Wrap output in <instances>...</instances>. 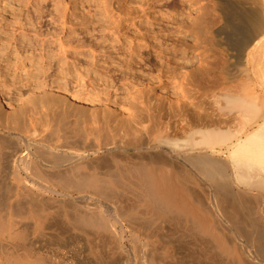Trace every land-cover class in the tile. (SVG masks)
Instances as JSON below:
<instances>
[{
  "label": "bare ground",
  "instance_id": "obj_1",
  "mask_svg": "<svg viewBox=\"0 0 264 264\" xmlns=\"http://www.w3.org/2000/svg\"><path fill=\"white\" fill-rule=\"evenodd\" d=\"M24 2L31 6V9L27 10L24 16L21 14L24 10L21 13L14 11L17 14H13L9 18L4 13L8 3H4L2 6L3 10L0 12V39L2 38L1 34H4L5 38L3 37V39L5 40L0 44V54L1 57H4L3 60H7L5 50L11 49L7 48L14 45V43L16 45L12 48L14 47L13 51L17 52L16 57L14 56L16 60L20 57L24 60L25 56L22 57L24 54L22 52L28 47L31 48H29L30 50L34 47H40V51H43L40 56L39 53L37 54L38 61H35L34 58L36 64L44 62L45 59L47 60L45 63L48 62L47 65L50 66L52 63L49 65V62L53 60L54 63L56 60L59 67H63L66 65V58L70 55V50L74 53L71 52L74 59L77 57L75 59L77 60L78 48L85 46V44L81 43L82 46H76L80 43L78 42L73 45V39H70L69 36H66L67 39H63V36H59L60 31L58 29L63 31L68 27L69 32L73 33L76 29L74 26L80 24L84 26L88 22L96 21L90 3L87 5L86 15H81L82 19L74 11L69 12L70 15L68 14L67 19V10L69 9L64 0H51L50 8L47 7L46 0H24ZM196 2L200 6L194 8L197 16L190 26L195 25L198 37L203 36V39L211 41L215 47L211 50V54L205 58V61L200 60L198 65H193L194 67L185 73V77L191 84H194V88L200 83L208 82L205 83V92L204 86H201V89L203 88L202 93H206V96L203 94L204 107L207 105L203 109L204 112L197 110L201 109L202 111L203 99H200L201 102L197 100L196 103H190L187 97L190 98L192 95L189 97L185 94L188 91H183L184 88L181 85L179 88L182 90L180 97H168L169 102L167 100L166 105L162 99L158 98L156 93H153L154 95L149 96L146 102L141 101L144 106L141 105L139 109L129 111L128 115L132 117L133 124L132 126L130 124L128 128H134L135 131L132 139L127 135V127L122 126L120 129V121L116 118L113 119L110 125L114 134L99 141L88 135L78 134L76 129L72 130V134L60 133V129H58L56 136L51 138L38 136L36 130H33L30 135H18L17 144L11 142L12 135L5 133L4 136L7 137L2 136L4 139L0 140V174L9 176L10 173H13V175L22 176L24 173L30 179V181L28 180L29 184L31 183L33 187L36 185L39 187L37 190L45 187L46 191L55 192V187L64 178L71 181L77 188H91L92 191L95 189L96 193L102 196L103 199L110 197L109 200H112V204L102 202V205L99 204L97 207L92 205L90 207L91 202L89 201L87 202L90 203L87 204V209L79 210L78 208V210L69 211L72 217L70 216L71 218L67 220V226L70 228H65L63 204H61L59 197V199L52 198V204H49L46 201L47 199L41 195L42 193L40 194L28 184V187L30 186L32 189L29 187L31 191L25 192V198L22 201L17 199L18 202L13 204L12 201L5 202L1 198L0 264H124L125 262L130 264L131 259L135 262L132 264H181L182 262L178 263V261L188 260L189 257H186L187 254L185 256L181 255L180 253L183 251L180 252V250H178L180 255H177L176 251H173L175 255L167 253L159 255L147 253V250L143 249L144 252L139 255L135 254L131 258L130 256H123L121 252L122 255L119 252L115 253L113 249L111 253L110 251L107 252L109 249H104L111 235L109 234L106 242V233L109 230L111 231L113 226L110 223L112 216L123 215L129 228L134 231L132 232L133 237L142 234L148 238L157 233L158 230L160 231L161 228L169 231L166 222L169 219L171 220V218H168L171 214L169 213L168 216L167 211H165L160 215L164 208L166 210L175 208L176 211H174L175 209L171 210L173 215L174 212L179 214L182 211L185 215L187 214V219L192 217L191 220H193L195 218L193 221L189 219L186 226H180L192 230L194 233L195 231L196 233L197 231L202 232V234L204 232V241L202 239L204 244L197 245L198 248L204 246V248L202 247L204 252L197 250L199 255L201 252L204 253V255H200L204 257V264H264V0H196ZM192 9L189 5L186 9L188 12L185 14L192 15ZM102 14H104L103 11ZM44 17L49 19L45 20ZM69 17H73L75 22L74 20L71 21ZM104 19L107 20V18ZM44 20L49 21L53 26L44 27L47 23L44 24ZM104 23L109 24V22ZM87 24L85 27H87ZM112 32L116 36L117 31L113 30ZM71 33L67 35H71ZM117 37L115 40L119 41V35ZM11 42L14 43L11 44ZM6 43H9L10 46H8L9 44L6 46ZM3 45L6 48H4V52H2ZM113 46L111 45V47ZM143 46L141 43H137L134 51L137 56H140L138 51ZM89 47L92 53L95 52L93 47L91 48L90 45ZM30 50L29 53L32 52ZM33 56L35 55L33 54ZM88 57H90V52ZM94 57L96 56L94 55ZM90 59L89 61L86 60L87 63L90 62ZM61 60L66 61L62 63ZM56 63L53 65H56ZM61 63L62 65H60ZM39 66L36 69L40 68ZM47 68L45 69L47 70ZM66 68H69V66ZM66 68L64 67V69ZM57 71L59 74H63L64 77L66 76V71L64 73L62 70ZM87 72L84 71V73ZM30 73V70L26 71L27 76ZM68 75L71 74L68 72ZM75 77L82 79V72H77ZM58 88L66 90L65 87L61 86V83L58 84ZM72 96L75 97L74 94ZM81 99L83 98L81 97ZM88 99L86 97L83 100ZM57 100L56 97L42 95L32 103L46 104L53 111L52 117L55 116L54 113L62 117L68 109L60 103L62 99L59 100L60 102H57ZM22 105L19 107L21 108L20 111L16 110L14 111L16 113L13 116L11 115L13 119L16 117L19 120V116L24 114L26 108ZM92 120L93 123L97 122L95 117ZM149 122L152 123V126L146 125ZM121 130L124 131L118 133ZM21 131L26 133L25 129H21ZM21 147H25L27 153H22L24 149L22 150ZM11 148L12 150L9 153L8 151L4 152L5 149ZM194 176L204 178L206 206L204 203L202 206L199 201L201 199L198 200L197 197H193L195 193H192L194 190L190 188V183L196 179ZM192 178L194 179L192 180ZM68 183L70 184V182ZM72 184L71 187H73ZM6 186L8 185L6 184ZM8 187L11 188V186ZM2 188L0 187V193ZM7 188L6 194H9L11 191L8 193L9 188ZM121 190L130 192L133 190L132 192L135 191L134 194L137 191L139 196L142 194L139 197L140 201L143 199L150 204L158 205L161 203V206L164 205L162 210L159 209V215L156 214V216L163 217L165 213V220H162L165 221V224H158L152 220L157 219L154 216L157 209L153 205V208H155L152 209L156 211L152 215V219L151 215L148 216L150 219L146 216L148 212L145 215L147 218L139 219V213H137V215H134V219L132 215L135 208L134 203L132 208L131 203L128 201L131 206L128 207V202L121 198L124 202H127L125 205L128 206L123 208L121 205L122 208L119 207L117 200H120ZM113 191L115 193L119 192L118 195L120 196ZM96 193L94 191V194ZM117 196L118 199L116 200ZM196 196H198V193ZM7 198L5 197V199ZM114 198L116 201L113 200ZM48 201L50 202L49 198ZM46 202L51 206L48 204L46 206ZM192 204H194V209L196 206V209L199 210L197 213L199 212L198 219L200 218V220H196L197 216H192L196 215ZM146 207H150V205L148 204ZM149 209L145 210L151 211ZM153 211L150 214H153ZM69 212L67 209V214ZM182 212V217L177 215L175 218L178 216L181 219L184 218ZM201 214L204 215V220L199 217ZM166 218H168L167 221ZM31 221L34 222V226H32ZM182 222L173 221V224L177 227L176 223ZM174 225H172L170 233L175 229ZM67 228L69 229L67 233L70 232V234L75 232V234H79L78 232L81 231H83V234L88 233L90 228L89 231H94L96 235L102 238V244L98 243L99 246H97L95 243L94 245L92 235L95 234L87 235L86 233L87 236L84 237L85 239L83 238L82 244L75 238L81 246L83 245L81 248H84L83 251L80 250L82 252L78 255H67L61 252L59 248H52L54 244L58 245V236L64 234V230ZM182 229H180V232H182ZM113 231L116 233L117 229L114 228ZM185 231L187 230H184V234L181 233V236L186 235L187 232ZM190 233L188 231L187 235H189L187 237L193 235V233ZM70 234H67L68 237ZM83 234L81 235L83 236ZM41 235H48V237H40ZM195 235L197 236V234H194V237ZM89 236L91 237L90 240ZM199 236L197 237L200 238ZM37 237L40 238L37 239ZM78 237L79 240H82L80 236ZM99 237H97L98 240ZM197 237L191 239H194L195 242ZM69 240L72 239L69 238ZM199 240L201 243V238L198 239V242ZM162 241L166 240L163 238ZM173 241L172 239V244H174ZM58 242H60V239ZM113 245L115 244L113 243ZM182 245L180 244L181 247ZM58 246H61V244ZM95 246L97 247L94 249ZM176 247L180 249L179 246ZM177 248L171 250H177ZM189 253L192 255L191 251ZM195 256H198V254H195ZM196 258H191V260L195 261ZM188 262L190 263V258Z\"/></svg>",
  "mask_w": 264,
  "mask_h": 264
},
{
  "label": "rangeland",
  "instance_id": "obj_2",
  "mask_svg": "<svg viewBox=\"0 0 264 264\" xmlns=\"http://www.w3.org/2000/svg\"><path fill=\"white\" fill-rule=\"evenodd\" d=\"M8 1L9 0H0V12H2V10H3L2 6L4 5V3H8L6 11L5 12L3 11V12L9 18H11L13 16V14L21 13L23 10L24 11L21 14L24 16L27 13V10L31 9L30 4L27 5L24 2V0H20V1L19 0H10L9 2ZM104 1L105 0H64V3L68 4V9H69V10H67V16H66L67 19H68V16L70 15L69 12H73V11L78 14V17H81V15H86L87 5L90 3V5L94 11V14L96 16V17H94V18H96V21H93L92 23L88 22V24L86 23L88 28L85 27L86 24H84V26H82V24H80L79 26L78 25L74 26V27H76V29L73 33H71V31L69 32L68 27L66 29H64L63 31H62V29H58L60 31L59 36H61V37L63 36L62 37L63 39H65L66 36H69L70 39L71 38L73 39V41H72V43H74L73 45H76L78 42H80V43L77 44L76 46H82L83 44H81V43L85 44V46L78 48L79 53L77 54L78 55L77 60H75L77 58L76 57L77 55L75 56L76 58L74 59V57H73L74 53L72 52V50L69 51L70 53L68 52L70 55L73 53L71 56L69 54H68L69 56L66 54L68 57L66 58L67 61L63 60V61H66V63L64 62L66 65L63 67L62 66L59 67V64H57L58 61H56L55 59H54L55 60L54 63L57 62L56 63L57 66L53 65L54 64L52 62L53 60L51 62H49V65L51 63H52V65L48 66L47 65L48 62L45 63V61H47V60L44 59V62H42L43 64L40 62L44 67L43 68L45 70V72H44V70L42 69V65L40 63L36 64L37 62H35V61L39 60V59H37L38 55L40 56L41 55L40 53L43 52V51H40L41 50L40 47L36 46L37 48L34 47L33 48L34 50L33 49L30 50L31 48L28 47V49L26 48L27 52H26V50L23 51L21 49V52L23 51L22 53L26 54V55H24V54L22 55L20 52L22 57L25 56L24 57L25 61H24L23 58L21 59V57L18 60H16V58H14V56L17 55L16 54L17 52L13 51L14 47L12 48V46L16 45L14 43L15 41L13 40L14 42H11V44L14 43V45H11V46L9 43H6V46H7V44H9L8 46H10L7 49H9V48H11V49H9L10 51L5 50V55L7 54V56H6L7 60L6 59H4V60H6V61L3 60L4 57H1V54H0V113H1V116H0V140L4 139L2 136H4L5 133L13 136V137L11 136V140H12L11 142L14 144V143H16V141H18V139H17L18 135H20V136L30 135L31 132H33V130H36V134H38V136H46V137L51 138V137L56 136L58 129H60V133L65 132L68 134H72V130L76 129L78 134H80L82 136L88 135L89 137L99 141L100 139L103 140L104 137H106V136H111L112 134H114V132L111 131L110 125L113 122V119H115V118L118 121H120V124H119V125H121V126H119L120 129L122 126L127 127V131H128L127 135L130 139H132L135 131H134V128H132V129L128 128L130 126V124H131V126L133 124L132 117L128 115L129 111L139 109L142 105L141 101L146 102L147 99L149 98V96H153L156 93L158 95V98L160 100L162 99V101L166 105L169 102L168 97H170V96L173 98H174V96L180 97V95L182 94V92H181L182 90H180L179 88L182 85V88H184L183 91H185V92H186V90L188 91V92H186V93L184 92V93L187 94L189 97L192 95L191 97L193 100L191 99V97L188 98L187 95H185L187 97V99L190 101V103L191 102L196 103L197 100L199 102H201L200 101L201 98L203 99V100L201 99L202 103L204 102L203 97L206 94V93L204 94V92L206 91L205 85L208 82L203 80L205 82L202 81L203 83H200L199 85L195 86L197 88L196 89V88H194V84H191V82H189L188 79L185 77V73H187L190 68L198 65L200 60L205 61V58L211 54V50L213 49V47H215L211 43V41L203 39V36L198 37L195 25L190 26V24L192 22H194L195 17L197 16V12L195 11L194 8H198L200 6L196 2V0H183V1H181V0H140V1L139 0H133V1L132 0H106L105 2ZM50 2H51V0H46V2H45V3H47L48 8L51 7V5H49ZM174 3H175V5H174ZM189 5H191V9L193 8L192 9V15H186L185 14L188 12V10H186V9ZM127 7H129V8H127ZM106 8H108V9H106ZM109 10H110V12H109ZM127 10L130 12L132 11V12L130 13ZM14 11H16L17 13L16 12L14 13ZM102 11L104 12V14H102ZM126 13H129V14H126ZM97 15L99 16V18ZM102 15H104V16H102ZM115 15H116V17H114ZM47 17H44V19L48 20L49 18L46 19ZM103 17L107 18V20H105ZM69 18L71 19V21L74 20L73 17H72L73 19L71 17H69ZM97 18L100 20H98ZM108 18H110V19L108 20ZM81 19H82V17H81ZM102 20L104 22H109V24L104 23ZM97 21H99V22H97ZM74 22H75V20H74ZM102 22H103V24H102ZM180 23H182V24L179 25ZM44 24L46 25L44 27H52L53 26L49 23V21H45ZM44 27H43V29H44ZM102 28H104V29H102ZM110 29L112 31L113 30L117 31L118 34L116 33V36H115L114 34H112L113 32ZM87 31H89V32H87ZM68 33H71V35H67ZM1 35H2V38L0 39V44L3 43L5 40V39H3V37L5 38V35L4 34H1ZM117 35H119V38H120L119 41L115 40L118 38ZM102 37H104L106 39V41ZM143 37H144V39H143ZM111 39L114 42H112ZM147 42H149V43H147ZM137 43H141L142 45H144L140 50L138 49L140 52L137 50L140 56H137L134 53L136 46H137ZM89 45L91 46V48L93 47L95 52L92 53L90 51ZM111 45L112 46L115 45V46L111 47ZM4 46L5 45L2 46L3 47L2 52H4L3 51L5 48ZM129 47L130 48L132 47V48L130 49ZM29 50L32 52L29 53ZM85 50H86V52H85ZM80 52H81V54H80ZM89 52H90V57H88ZM33 54L35 56H33ZM91 54H93L92 57H91ZM94 55L96 57H94ZM27 57L28 58L32 57L33 60L30 58L28 59ZM34 58H35V61H34ZM90 58H92V59H90ZM89 59H90L91 63L90 62L87 63V61H89ZM31 60H32L33 64L31 62ZM63 61L61 60L62 63H63ZM67 62H68V65H67ZM74 62L76 64L77 63L78 64L76 65ZM62 63L60 65H62ZM39 64H40V66H39ZM203 64H204V62H203ZM37 65L40 68L36 69V67H38ZM67 66H69V68H66ZM64 67L66 69H64ZM45 68H47V70ZM58 68H60V69H58ZM75 68L78 70H76ZM29 70L31 71V73L29 76H27L26 71H29ZM57 70H62L63 73L66 71L67 72L66 76L64 77V75L61 73H60L61 74L60 75ZM83 70L84 71L86 70L88 72L84 73ZM41 71H42V73H41ZM79 71L82 72V75H83L82 79L81 78L77 79L75 77L76 73ZM68 72L73 77L71 75L69 76ZM8 74L9 75L11 74V75L9 76ZM59 83H61V86L65 87L66 90H60L58 88ZM201 86H204V92L203 93H202L203 88L201 89ZM198 88H200V89L198 90ZM195 89H196V91H194ZM197 90L199 91V93ZM72 94H74L75 97H73ZM200 94H202V95L204 94V95L202 96ZM42 95H47L48 97H50V96L56 97L58 99L57 102H60L59 100L62 99V101L60 103L62 104V106L67 107V109H68L66 111L67 113L64 116L61 115L62 117H59L60 116L59 114L54 113L55 116L52 117L53 111H51V108H48L46 106V104L41 105L40 103H32V101L34 102V100L37 97H40ZM196 95H197V97H196ZM77 96H79L80 98H78ZM81 97L83 99H86V97H88L89 99L83 100V99H81ZM194 97H196V98L194 99ZM90 100H92V101H90ZM167 100H168V102H167ZM22 103H23V105H22ZM21 105L26 108L24 114L19 116L20 117L19 120L16 119V117L13 119L12 116L16 113V112L14 113V111H16V110L20 111L21 108H19V107H21ZM142 106H144V105H142ZM205 107H207V105H205ZM205 107H204V103H203L202 111H201V109H197V110L200 112H204L203 109ZM209 109L211 110V108H209ZM93 117H95L97 119L96 123H93V120H92ZM74 121H75V123H74ZM146 125L152 126V123L149 122ZM21 129H25L26 133L22 132ZM123 131L124 130H121L118 133H121ZM21 148H22V150L24 149L22 151V153H27L25 147H21ZM11 150H12V148L11 149H5L4 152L8 151V153H9ZM100 154L102 155V153H100ZM195 177H196V179H194ZM25 178L27 179V181ZM194 178H192V180L193 179L194 180H193V182L190 183V185H191L190 188H192L194 190V191L192 190L193 191L192 193H195V194H193L194 195L193 197H197L198 200L199 199H201L202 201L204 200L203 202L201 200H199L203 206V203H204V205L206 204V202H205L206 199H205V194H204V192L206 190V186H205L206 184H205L204 178H200L198 176H194ZM28 180L30 181V179H28V177H26L24 173L22 174V176H17L16 174L13 175V173L12 174L10 173L9 176L8 175L4 176V175L0 174V183H1L0 187L2 188V186H3V188L1 189V193L3 195H0V196H2V197H0V199L3 198L2 199L3 201L4 200H5V202H8V201L11 202L12 201V203L15 204L16 202H18L17 199L18 200L20 199V201H22L25 198V194H26L25 192L29 191L32 188H34V190L40 192V194L42 193L41 195H43L44 198L47 199L46 201L49 204H52L51 203L53 201L52 198H54V197L58 198L59 197L61 199L60 200L61 204H63L62 205L63 210L66 211V213H64V211H63V214H64L63 221L65 224V228L68 227L67 226V220L72 217L70 215L71 214L70 212H72L71 210H75V209L78 210V208H79V210L80 209L83 210L84 208L87 209L88 205L90 204V203H87L89 201L91 202V205H89L90 207L92 205H94V207L95 206L97 207V205H99V204L102 205V202L112 204L111 203L112 200L111 201L109 200L110 197L105 198V199H108V200H105V199H103L102 196H100L98 193H96L95 189H93V191H92L91 188H89V189L85 188V187H84V189L77 188L76 186H74L71 183V181L65 180L64 178L61 179L62 181L59 180L60 185H59V183L57 186L55 185L56 186L55 187L56 192L55 191H49V190L46 191L45 187H42L43 189L40 188V190H37L39 187L37 185L33 187V185L31 183L29 184ZM195 180L197 181L198 184L196 183ZM63 181L67 185H65L63 183ZM194 181H195V183H194ZM25 182H26V184H25ZM61 182H62V184H61ZM68 182H70V184ZM4 183H6L8 186H11V188L6 186V184H4ZM28 184L32 188L29 186L30 187V189H29ZM71 184L73 185V187H71ZM4 185H5V187H4ZM204 186H205V190H204ZM7 187L9 188L8 193L11 191L9 193L10 195L6 194V191H7L6 188ZM4 188H5V190H3ZM119 190H117V191H119ZM94 191L97 195L94 194ZM132 191L130 192L128 190H123V191L121 190L120 191L122 194L121 196L118 195V194H120L119 192L115 193L113 191L116 195L120 196L119 198L121 201L117 200L118 196L116 198L117 202H119V207H121V208H122V206H123V208H124V206L127 207L129 205V202L131 203V206H132V204L134 203L135 208L133 209V213H132L133 216L137 215V213H139L138 214L139 219L140 218L142 219L143 217H146V216L148 217L150 215H151L150 217L152 219V215H154V213L156 211V210L153 211V209L155 208V207L153 208V206H156V209H157L156 212L157 213H155L154 216L157 219L156 220L152 219V220L156 221L158 224H165L164 223L165 221L164 222L162 221V220H165L164 219L166 217V215L164 217L165 213L163 214V217L162 216L161 217L156 216V214L159 213L158 212L159 209L161 208V210H162L164 208V205L161 206V203H159L160 205L157 203L159 206H161V207H159L158 205L150 204L147 200H145L146 202L143 199H142V201H140L141 199L139 197L142 194L139 196L137 194L138 193L137 191L135 194H134L135 191L134 192H132ZM197 193H198V196H196ZM133 195H135V196H133ZM8 196H10V197H8ZM88 196H90L91 198ZM5 197L6 198L8 197L9 199L7 198L8 199L7 200V199H5ZM47 197L49 198L50 202L48 201ZM143 197H141V198H143ZM63 198H64V200H63ZM88 198H90V199H88ZM121 198L124 201H127V202L129 201L127 206L125 205L127 202H124ZM13 199H15V200L13 201ZM111 199H112V197H111ZM113 200L116 201L115 198ZM133 200H135V201H133ZM47 202H46V206L49 205ZM121 202H122V204H120ZM135 203L136 204L138 203V204L136 205ZM142 204H144V205H142ZM148 204L150 205V207H146V206H148ZM134 205L132 206V208L134 207ZM192 205H193V210H195V212H196V215L194 214L192 216H194V217L197 216L196 220H200V218L198 219L199 212L197 213V211H199V210L196 209V206L194 209V204H192ZM49 206H51V205H49ZM74 206H76V207H74ZM131 206L129 205L128 207H131ZM80 207H82V208H80ZM147 208L148 209L150 208L149 210H151V211L145 210ZM67 209H68V212L70 211L69 214H67ZM138 209H139V211H138ZM172 209L174 210L175 208H171V210ZM179 209H180V207H179ZM169 210L170 209L166 210L164 208V211L162 210V212H160V215H161V213L167 211L168 213L166 212V214L168 216H169V213L171 214L170 216H174V217H170V216L168 217L167 216L168 218H171V220H172V218L177 219V220L173 219L172 221L169 219L167 221L168 218H166V221H167L166 225H167V227H169V231H167L168 229L163 230L160 227L161 228L160 231L158 230L157 233L152 234L148 238L144 237L142 234H140L138 237H133L132 232H134V231H132L129 228L128 222L124 219V216L123 215L112 216L110 223L113 226H112L111 231L109 230L110 232L108 231L106 233L107 234L106 242L108 240L109 234H111L112 236L111 235L109 236L110 239L108 240V242L106 244V248H104V249L105 250L109 249L107 252L110 251V253L113 249L115 251V253L121 252L123 254V256H130L131 258H132V256H135V254L139 255L142 252H144L143 249L145 251L147 250L146 251L147 253H153V254H159V255L164 254V253L172 255V254H174L175 251H176L175 253H177V255H178L179 254L178 250H180V252L183 251L182 253H180L181 255H184V256L186 254L188 255V256L186 255V257L190 258L191 264H192V262H193V264H204V260H203L204 257L200 256L202 254L204 255V253H203L204 252L203 251L204 246L203 245L201 247L199 246L200 248L197 247V245H201L202 243L204 244V242H203L204 241V232H203V234H202V232H198V231H197V233H196V231L194 233V231H192V230L190 231L187 228L183 227L184 225L185 226L187 225V221L189 219L191 220L192 217L189 215V217H191V218L187 219L188 218L187 214L185 215L182 211H180V213H179L178 209H177V212L179 214H175L176 212H174V215H173L172 211L171 210L169 211ZM152 211H153V214H150ZM174 211H176V209ZM146 212H148V214ZM181 212L184 215L183 216L184 218H182V219H181V217H182ZM68 215H69V217H67ZM140 215H141V217H140ZM177 215H179L181 217L178 216L175 218V216H177ZM185 216H187V217H185ZM203 216L204 215H202V214L199 215V217H202V219L204 218ZM133 218L135 219V216ZM136 218H137V216H136ZM178 219H181L182 221L184 219V221L182 222L181 220H178ZM193 220H195V218ZM193 220H191V221H193ZM33 221H31L32 226H34ZM169 221H171V222H169ZM173 221L183 223V224L182 223H178V224L176 223V225H178V226L183 225L182 227L180 226L181 228H183L181 230L182 232H180V229H181L180 227H178V226L175 227V225L173 224ZM172 225H174L175 229L180 228V229H178L179 231L177 229L176 230L174 229L175 231H177V233H175L174 230L172 233H170V231H172ZM68 228H70V227H68ZM68 228L64 230V234L61 233L62 235H59L63 240L59 236H58V238L56 236V238L58 240L55 238V240H57L58 245L61 244V246L54 244L52 246V248H59V250L61 252H63L64 254H67V255H75V254L78 255L84 250V248H81V247H83V245L81 246V244L83 243V238L89 234L92 235L95 233H94V231L93 232L89 231L90 228L88 229V233L85 232L84 234H83V231H81L82 232L81 233V232H78V230H76L79 234H75L76 232L72 231L73 233L75 232L74 234L71 233L72 235L76 236V237H74L70 234V232L67 233V231H69ZM114 228L117 229L116 233L113 231ZM32 229H34V227ZM184 230H187V231H185L187 233H188V231L193 233V235L190 233L192 237L191 236L187 237L189 235V234L187 235V233L185 235L186 237L181 236V233L184 234V232H183ZM193 230H196V229H193ZM34 231H35V229L33 230V232ZM90 232H92V233H90ZM164 232H166V233H164ZM86 233H87V235H85ZM161 233H163V234H161ZM67 234L68 235L70 234V236L68 237ZM81 234H83V236ZM164 234H166V235H164ZM194 234H197V236L200 235L199 237L201 238V243H200V240L198 242V239H200V238H198L196 235H195V237H197L196 238L197 241H195L196 243L194 242V239L193 240L191 239V238H195ZM77 235L80 236V239L82 238V240H79V237ZM201 235L203 236V238ZM44 236H46V235H41L40 237H44ZM62 236H64L65 238ZM71 236H72V238H71ZM165 236H167V237H165ZM40 237H37V239ZM47 237H48V235L46 236V238ZM94 237H95V239H94ZM97 237H99V236L96 234L92 235V238H93L92 240L94 241V243H93L94 245L96 243V245L99 246V244L100 245L102 244V242H101L102 238L99 237L100 239L98 240ZM69 238L72 240H69ZM75 238L78 239V241H80L81 244ZM163 238L166 241H162ZM59 239H60V242H58ZM90 239H91V237L89 238V240ZM111 239H113V240H111ZM168 239H170V240H168ZM172 239L174 240L173 241L174 244L171 243ZM202 239H203V241H202ZM167 242H168V244L166 245ZM178 242L181 245L183 243L182 247L180 246V244ZM192 242L196 245H194ZM113 243L115 245H113ZM79 244H80V246H79ZM184 244H186L187 247ZM174 245H175V247H173ZM97 246H95L94 249ZM110 246H111V248H110ZM176 246H179L180 249L177 248ZM107 247H109V248H107ZM174 248L175 249L177 248V250H171ZM195 249H196V251L194 252ZM198 249L203 251V252L200 251L201 252L200 255L198 253L199 251H197ZM80 250H82V251H80ZM189 250L191 251L192 255L189 253L190 252ZM195 254H198V256H195ZM196 257H199V258H196ZM189 258H188V260H189ZM191 258H196L197 260L194 259L195 261H193V260H191ZM188 260H185V261L188 264H190L188 262ZM201 260L203 261V263ZM131 261H130L131 262L130 264L135 263V262H133L132 259H131ZM185 261H178V263L182 262L183 264H187ZM124 264H129V263L125 262Z\"/></svg>",
  "mask_w": 264,
  "mask_h": 264
}]
</instances>
